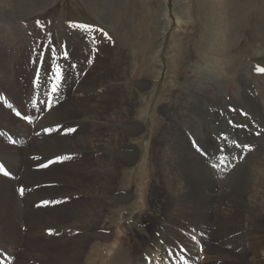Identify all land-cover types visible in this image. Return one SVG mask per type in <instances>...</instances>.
<instances>
[{
	"label": "rangeland",
	"instance_id": "1",
	"mask_svg": "<svg viewBox=\"0 0 264 264\" xmlns=\"http://www.w3.org/2000/svg\"><path fill=\"white\" fill-rule=\"evenodd\" d=\"M178 17L180 19L177 20ZM36 21L43 24V30ZM69 22L103 29L110 39L100 37L93 41L91 37L94 33L85 34L81 30H75L82 36L84 45L87 44V41H91L92 45L87 44L89 50L87 48L85 52L78 53L75 50L73 54L69 49L70 43H68L72 41V37H61L62 41L54 29L62 27L61 31L64 33V29H71L68 27ZM0 28L6 34H12L18 29L29 34L25 39H14L10 42L0 40V63L11 66L12 63L17 62L11 69L14 70V76L19 81V85L24 80H36L37 64L32 61L36 59L33 48L35 47L34 41L37 39H43L45 43L50 40L56 49L55 53L45 49L43 67L45 74L47 73L45 80L49 87L59 80L54 82L52 79L53 60L60 69H63V80L69 81V84L72 85L69 88L70 92L77 89L79 81L82 79L86 81L81 83L80 89L96 80V77L100 75V66L103 70H108L110 65L104 64V62L111 64V61H104L105 53L99 54L97 51L99 44L103 41V44L108 47H119L123 52H126L127 57L129 56L130 67L125 75L120 76V80L126 77L136 82L143 81L145 84L140 92L136 91L129 116L134 124L142 127L141 131L123 141L126 146L137 150V157L133 164H121L118 167V174L114 182V188L118 194L128 193L131 195L130 199L120 202L118 206L106 207L103 215L98 219V228L90 229L89 233L75 228L76 230L73 232L77 235L86 234L88 236L84 244L79 243L81 251L76 260H74V256L72 257L73 244L69 241L60 243V240L70 239L67 236L68 233H73L70 229H60L59 232L54 233L52 241H45L43 236L30 237L27 235L29 228L23 224L25 214L20 216L21 220L15 221L13 218L12 222L7 219L10 225L12 224L9 227L11 230L8 229L3 238L12 235L14 231L18 235H13L17 239L12 246H6V253H0L1 259L3 262L5 259L7 264H115L116 261L110 263L106 255L112 257L116 248V250H123L124 254L131 256L133 260L146 255L145 250L154 244L151 238L156 237L158 231L162 229L159 227V223L165 221L163 211L165 206L167 208L166 202L162 198L160 185L157 183L156 170L153 165L156 162V156L161 152L169 125H172L167 114L174 115L178 119L176 114L181 107L185 110L184 113L190 112L195 120L199 118L197 124L200 127L192 131L188 124H183L181 121L182 124H179L181 128L178 126L180 134L177 132L170 134L182 138L185 144L191 147L190 150H193L195 156L202 160L203 164L220 181L229 179L230 173L245 159L253 156L254 153V155L258 154L264 148V89L261 86V83L264 86V72L257 71V69L264 68V0H0ZM36 33L40 34V38ZM48 33H51L50 37L47 36ZM95 35L99 37V33H95ZM28 38L30 41L27 40ZM52 38H55L56 42ZM57 39L59 40L57 41ZM21 42L25 47L21 46L22 49L16 56L12 48H21ZM96 43L97 47H95ZM76 44L79 45L77 40L74 44L71 42L72 46ZM61 45L64 47L62 48ZM80 53H83L82 56ZM18 59L19 61H17ZM89 60L92 62L89 63ZM72 61H74L73 64ZM201 66H205L213 73V77L209 80H215L216 84L223 85L221 90L218 88L215 93L208 94L206 93L207 89L204 88L203 92L199 91V93L196 91V86L192 87L194 84L188 83L190 80H195V76H198L196 74L199 71L198 67ZM89 71H91L90 76L88 75ZM50 80L53 82L49 83ZM25 90L28 91L27 88H22L21 92L26 93ZM96 93H100V91H96ZM0 103L10 107L7 102L0 101ZM12 105L14 104L12 103ZM10 108L12 111L17 110L12 106ZM18 111L20 112V110ZM16 119L25 122L22 118ZM54 131H41V134L49 136ZM70 132L63 129L60 133L67 135ZM0 136H3L1 132ZM4 137L9 139L10 135L7 134ZM237 144L241 147H237ZM245 144L250 145V150L243 147ZM221 149L223 151H220ZM222 158L224 159L222 165L220 164L218 168L211 167V165L219 164ZM85 160L86 163L94 161L90 158ZM145 161L150 163L149 168L144 166ZM240 174H237V179ZM146 185L147 188H145ZM225 185L224 187L220 185L218 190L224 188L227 190L232 183ZM153 190H157V192L154 193ZM26 193L24 191L23 196H20L19 193L20 197L17 201L21 200ZM75 200L76 198L72 199L71 203L59 202L56 204V208L62 207V212L56 214L62 215L60 222L58 221L59 224L74 225L68 220L67 215L71 210L67 206L78 202ZM91 200L94 199L91 198ZM140 201L144 206L140 204ZM227 201L228 199L224 200V206H220L223 207L220 210L230 211V207H226ZM43 207L46 208L47 205H43ZM31 208H28L29 210L22 209L35 212L41 207L36 205L34 209ZM212 210L214 212V209ZM35 213H30V216ZM173 221L170 226L178 228L175 219ZM239 221L240 223L235 224L238 231L232 234L229 231L234 230L235 227H227L229 229L227 230L223 229V226H220L219 229L218 227L199 225L195 240H190L191 243L187 245L186 251L182 248V244L186 245L185 243L180 245L169 241L161 249L156 250L152 258L147 261L153 263V259H157L160 255H175L178 259L177 264L184 263L185 258L183 257H187V251L193 247V251L196 253L195 243L199 241L205 252H201L200 259L202 261L196 259L195 264H254L251 261L253 257L259 261L255 264H264L263 261H260L264 260V252L259 251L252 255L249 251H245L244 245H241L242 239L230 242L243 235L244 224L241 220H237V222ZM262 223L264 227V220ZM215 232L222 234L225 239L214 240ZM93 233L100 236L108 235L110 239L95 237ZM116 234L119 242L117 245H112ZM260 236L264 237V229ZM203 239L207 240L205 244L202 242ZM4 243L0 242V245ZM208 243L209 246L216 247L213 250L212 247L211 249L205 248ZM166 247L173 248L174 254H171ZM116 250L115 253L118 252ZM49 251L55 252L58 255L57 258L60 259L53 262L48 258L50 253L47 252ZM35 254H39L41 257H36ZM197 255L199 258L200 252H197ZM193 262L194 259L189 258V261L185 263L193 264Z\"/></svg>",
	"mask_w": 264,
	"mask_h": 264
},
{
	"label": "bare ground",
	"instance_id": "2",
	"mask_svg": "<svg viewBox=\"0 0 264 264\" xmlns=\"http://www.w3.org/2000/svg\"><path fill=\"white\" fill-rule=\"evenodd\" d=\"M178 19L180 18L178 17ZM61 28H54L59 39L71 36L72 44L76 40L79 43V45L72 46L71 42H68L70 43L69 47L71 46L69 49L72 52L75 50L78 53L86 51L88 46L83 44L82 36L72 28L65 30L63 27L65 31L63 33ZM1 30L0 28V40L3 41L10 42L14 39H25L29 35L22 29L15 30L12 34H6L5 31ZM40 34H37L39 38ZM53 34L55 35V33ZM52 39L56 42L55 38ZM103 43L104 41L99 44L98 53H105L104 61H111V64L104 62V64L110 65L109 69L103 70L100 66V75L96 77V80L91 81L83 89H80L81 83L86 81L85 79H80L77 89H74L75 91L73 92H70L69 88L72 85L69 84V81L57 80L55 84L60 86L58 98L47 108L41 103L46 98V95L50 96L49 89L51 87L47 85V80H43L39 75L38 83H34L33 80H24L19 85V81L14 76V70L11 69L17 62H11V66L9 64L5 66V64L0 63V101L7 102L12 107L20 110L22 117L27 116L30 118V120L27 119L25 122L16 119L12 114V109L0 103V132L3 135L0 136V165L9 173L8 177L0 175V242H5L0 245V253H6L5 249L12 246L17 239L15 236H18L14 231V233L11 232L12 235L9 234L10 236L3 238L7 230H11L9 227L12 224L10 225L7 219L12 220V222L13 218L15 221L21 220L20 216L25 214V222L22 223L29 228L28 234H26L30 237L40 235L45 238V241H52L54 233L59 232L60 229H70L72 232L78 229L89 233L90 229L98 228V219L103 215L106 207L118 206L120 202H126L130 199L131 195L128 193L120 191L121 194H118V191L114 188V182L118 174V167L121 164H133L137 157V150L131 146H126L123 141L125 138L141 131L142 127L134 124L129 116L135 101L136 91L140 92L145 87V84L143 81L136 82L126 77V79L120 80V76L125 75L130 67L129 56L127 57L126 52H123L119 47L110 46V48ZM23 44L21 42L20 47L24 46ZM76 47L77 49H75ZM20 49L22 47L19 49L16 47L12 48L16 56ZM70 50L69 52H71ZM80 60L82 61V58ZM198 70L196 73L198 76H195V80L188 81V83L194 84L192 87L196 86V91L202 93L205 88L207 89L206 93L209 94L211 92L215 93L218 88L222 89L223 85L216 84L215 80H209L213 77V73L205 66L198 67ZM65 71L67 70L65 69ZM90 72H88L89 76ZM52 82L50 80L49 83ZM261 86L264 89L262 83ZM22 88H27L28 91L26 92L25 90L26 93H23L24 91L21 92ZM96 91H100V93H96ZM190 94L188 95L189 97ZM191 97H193L192 94ZM186 110L188 111V109ZM184 111L182 107L179 108L176 114L178 119L174 115H170V117L166 113L169 122L172 124L169 125L172 129L169 127L167 137L161 146V152L157 153V159L153 165L155 166L154 170H156L157 183L160 185L162 198L167 205V208L165 206L163 211L165 221L159 223V227L162 229L158 231L156 237L151 238L154 244H152V247L151 245L148 246L145 250L147 253L143 257L133 260L131 256L124 254L123 250H116V248L113 252L115 253V250L118 252L112 253V257L106 255L110 263H114L115 260V264H177L178 259L175 255H160L157 259H153V263H148L147 260L151 259L155 251L161 249L169 241L180 245L185 243L186 245L182 244V248L185 250L187 245L191 243L192 237H196L199 225L213 228L223 226V229H227V227L234 228L235 224L240 223L237 220L243 222L245 230L243 235L239 236V238L236 237L230 242L242 239L240 243L244 245L246 252L249 251L252 255L259 251L264 252V237L260 236L264 229L262 223L264 220V148L256 155L253 152V156L251 154V157L245 159L244 162L242 161L243 163L240 166H236L237 168L230 173V178L227 177L229 179L220 181L203 164V161L195 156L192 152L193 150H190L191 147L185 144L182 138H178L175 134H170L171 132L180 134L178 129L181 128L179 124L182 123L188 124L192 131L200 127L197 124L199 118L195 120V117L190 112L184 113ZM64 125L65 127H63ZM63 129L71 132L67 135L60 133ZM46 130L55 131L49 136L41 134V131L47 132ZM202 131L205 132L203 129ZM6 133L10 135L9 139L4 137L7 136ZM56 158L63 159L53 162ZM87 158L94 161L86 163L85 159ZM46 163L47 167L41 166ZM144 166L149 168L150 163L145 161ZM238 173H241L239 179H237ZM230 182L232 185L227 190L225 188L218 190L220 185L224 187L226 186L225 184H230ZM21 187L27 193L21 200L17 201L21 196H18ZM145 188H147V185ZM144 189L141 191L143 192ZM153 191L154 193L157 192V190ZM74 198L78 202L67 206L71 210L67 215L68 220L74 225L59 224L58 221L60 222L62 215L56 214L57 212H62V207L56 208V204L59 202L71 203ZM91 198L94 200L92 201ZM225 199H228L229 206L227 204L226 207H230V211L226 209L220 210V208H223L220 206H224ZM44 201H58V203L48 204L44 208L42 204ZM140 204L144 206L141 201ZM36 205L41 207L35 211L38 214L32 210L26 211L31 207V209H34ZM22 208H26V210L23 211ZM212 209H214V212ZM30 213H35V215L30 216ZM174 219L179 226L178 228L170 226ZM49 229L52 230V234H49ZM236 231L238 230L235 227L234 230L232 229L229 232L232 234ZM74 232L72 233L73 237L71 233L67 234L70 239L59 240L60 243L69 241V243L73 244L72 257L74 256V260H76L81 251L79 243L84 244L88 236L86 234L80 236ZM229 232L227 231V233ZM93 234L95 237L110 239L108 235ZM222 238L225 239L222 234L216 232L213 234L214 240ZM118 240L119 238L116 234L112 245H117ZM206 241H202L203 244ZM212 246H209L208 243L205 248L211 249ZM215 247H212V250ZM166 248L171 254H174L173 248ZM218 248L217 246V250ZM220 248L222 247L220 246ZM212 250L208 251L211 252ZM47 253H50L48 258L53 262L60 259L57 258L58 255L53 251ZM201 254L200 252L199 258ZM35 255L36 257H41L39 254ZM197 257L198 255L193 251L192 247L191 250L187 251V257H183L185 261L181 264H187L185 262L189 261V258L194 259L193 264H195ZM119 259L120 261H118ZM251 261L254 264L259 262L254 257ZM260 261L264 262V260Z\"/></svg>",
	"mask_w": 264,
	"mask_h": 264
},
{
	"label": "snow or ice",
	"instance_id": "3",
	"mask_svg": "<svg viewBox=\"0 0 264 264\" xmlns=\"http://www.w3.org/2000/svg\"><path fill=\"white\" fill-rule=\"evenodd\" d=\"M37 25L41 28V30H43V24L40 22V21H36ZM68 27L74 29V30H81L83 31L85 34L89 33V32H92L94 33V35L91 37V39L93 41H96L97 39H99L100 37H103L105 39H110L107 35L106 32H104L103 29H97V28H94L93 26L91 25H87V24H77V23H72V22H69V25ZM95 33H99V37L95 35ZM48 37L51 36V33H48L47 34ZM61 47L63 48L64 45H61ZM45 49L48 51V52H51V53H55L56 52V49L52 46L50 40L45 43L44 40L42 39H37L35 41V47L33 48V51L36 53V60H33L32 63H39L41 64V67H42V58L44 57L45 55ZM97 51H99V48H97ZM67 56V54L65 53V57ZM92 61L89 60V63H91ZM53 68H52V79L53 81L59 79V80H63V71L62 69L59 68V65L56 64L55 60H53ZM257 71L259 72H264V68H261V69H257ZM47 74V73H46ZM39 81V75L37 74V77H36V80L34 81V83H38ZM59 85L58 84H55L53 83L52 84V87L49 89V92H50V96H47L46 95V98L41 101V103H43L46 108L47 107H50L51 104L58 98V95H59ZM11 107V105H10ZM17 116L21 115V113L18 111L16 113ZM25 119H29V117L25 116ZM46 131H50V130H46ZM259 135V133H258ZM237 147H241V145L237 144L236 145ZM243 147L246 149V150H250V145H243ZM199 150V149H198ZM220 151H223L222 149ZM63 158H56V160H54L53 162H57L59 160H62ZM224 162V159L222 158L219 162V164H216V165H211L212 168H218L220 164H223ZM43 167H47V163L44 164V165H41ZM0 171H3V166L0 165ZM4 175H9V173L7 171H4ZM24 191L25 189L23 187H21L19 189V193L21 196H23L24 194ZM55 203H58V201H44L42 202L43 205H48V204H55ZM49 234H52V230L49 229ZM193 240H195V237L193 236L192 237ZM186 251V250H185Z\"/></svg>",
	"mask_w": 264,
	"mask_h": 264
},
{
	"label": "water",
	"instance_id": "4",
	"mask_svg": "<svg viewBox=\"0 0 264 264\" xmlns=\"http://www.w3.org/2000/svg\"><path fill=\"white\" fill-rule=\"evenodd\" d=\"M168 1H171V0H168Z\"/></svg>",
	"mask_w": 264,
	"mask_h": 264
}]
</instances>
